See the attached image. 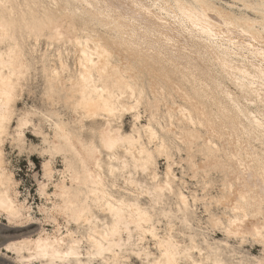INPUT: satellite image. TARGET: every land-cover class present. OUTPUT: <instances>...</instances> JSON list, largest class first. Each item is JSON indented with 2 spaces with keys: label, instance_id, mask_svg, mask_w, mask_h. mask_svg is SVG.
<instances>
[{
  "label": "bare ground",
  "instance_id": "6f19581e",
  "mask_svg": "<svg viewBox=\"0 0 264 264\" xmlns=\"http://www.w3.org/2000/svg\"><path fill=\"white\" fill-rule=\"evenodd\" d=\"M216 1L4 0L8 7H0V25L11 39L0 43V71L7 75L11 52V62L27 75L19 81V98L0 133V217L16 227H40L37 237L11 241L0 254H14L16 264H129L140 253L147 261L158 249L150 232L136 239L141 234L132 219L136 208L128 213L132 244L128 230L105 235L116 223L107 203L116 207L123 201L147 213L150 224L143 228L171 238L181 264H237L260 257L244 248L253 243L264 252V245L253 240L254 230L264 224V0H234L248 11L260 8L258 18ZM38 76L44 107L19 109ZM81 101L91 115L77 107ZM106 102L120 107L118 120L102 110ZM8 107L5 102L3 110ZM110 119L119 136L131 137L111 153L101 143V129ZM30 127L43 147L28 146ZM8 143L19 154L40 152L43 158L39 194L51 207L42 205L39 211L54 224L52 234L32 216L28 201L20 200L8 168ZM57 158L62 170L55 167ZM185 177L201 178L202 193L190 190ZM68 204L77 212L88 209L80 223L78 216L69 219ZM198 204L205 221L197 216ZM245 214L247 219L234 226L239 235L216 224ZM215 230L226 239L210 238ZM121 240L123 245L116 246ZM38 241H51L61 253L76 244L79 260L76 255L46 259L37 251ZM97 242L112 250L97 255Z\"/></svg>",
  "mask_w": 264,
  "mask_h": 264
},
{
  "label": "snow or ice",
  "instance_id": "6c2138e0",
  "mask_svg": "<svg viewBox=\"0 0 264 264\" xmlns=\"http://www.w3.org/2000/svg\"><path fill=\"white\" fill-rule=\"evenodd\" d=\"M0 7L7 8L8 5L4 3V0H0ZM0 33H4V35H0V43H4L7 40H10L11 37L7 35V30L0 25ZM3 57L0 56V60H2ZM83 66V65H82ZM17 67H19V70L17 71ZM0 68H3V65L0 64ZM27 75L26 70L22 65L17 66L13 62H11V52H9V64H8V73L5 75L3 71H0V133L4 130V125L7 123V121L11 117V105L14 100L19 98V94L17 89L19 88V81H22L23 78ZM84 77H81L83 79ZM102 91V89H101ZM129 92H132V89H128ZM132 100L136 103V96L135 93L132 92ZM5 102L8 107V111L5 112L3 110V106L5 105ZM78 108L83 107L86 112H89V109L85 105L83 101L79 105H77ZM103 111H106L109 118L115 117L117 120L119 119V113H120V107L115 104H109L105 103ZM123 111H128V108H124ZM131 111L135 113L136 107L135 104L131 107ZM89 115L91 113L89 112ZM136 119H139L137 116ZM21 124L25 123V117L23 114H21L20 117ZM57 128H60V125L57 124ZM153 135H155L153 133ZM126 140H131V137L125 138L122 136H119L112 128V121L109 120V124L104 126L101 129V143L103 145V148L107 149L110 153L113 152L117 146L121 143L126 142ZM143 154V153H142ZM112 158L111 156L109 157ZM127 166V165H126ZM97 168L100 167L99 163L96 165ZM96 181H98L99 186H102L103 181L100 179V177L95 178ZM96 185H94L95 189ZM93 194H95V191H93ZM110 199V198H109ZM243 199V197H241ZM66 204H67V198H66ZM108 209H110L113 213V218L116 221L112 225V227L105 233L106 236L109 238L115 237L119 235L122 231L128 230V242L129 244H132L133 241V233L131 231L132 223L128 222V213L131 212L132 208H136L135 213H132V219L135 221V227L136 230L141 233L136 239L138 241H142L144 238L145 233H151L152 239L156 241V248L158 249L156 256H152L150 253L148 254L149 258L147 261L144 259V253H140V259L138 262H135V264H181V261L178 259V252L176 245L171 240L170 237L164 236L160 237L157 236L155 233V230L152 228L145 229L142 227L144 224H150L149 217L147 216V213L141 210L137 205L132 204L128 205L125 204L123 201H119L118 205L114 207L111 203H107ZM68 208H71L73 210V214L69 216V219L77 218L76 222L80 223V218L85 217L86 213L88 212V209H84L83 211H76V205L74 204H68L67 207L64 209V211H68ZM8 211H12V209H7ZM127 210V211H126ZM236 211H239L237 208ZM244 219H247V215L243 218L230 217L227 219L223 225L220 224V221L217 220L216 224L220 227H222L223 230L227 231L229 235H239V231L234 229V226L240 225ZM93 221L91 219L87 220L86 223L91 224ZM91 238V237H89ZM253 240L260 243L261 245H264V224L257 227L254 230ZM62 243V240L59 241ZM123 241H120L119 245L116 246H122ZM98 252L97 255H103L105 251H111L112 245L105 246L101 242H97ZM37 251L43 255L46 259L49 258V255L53 259L56 257H70L73 255L77 256V260H79L78 253L76 252V244L72 245V250H69L67 252L61 253L57 251L54 247H52V242H44V241H38L37 242ZM115 255H118L117 253H113ZM137 253H133V255H136ZM202 255V253H201ZM105 264H109V262L105 261ZM219 264V262H218ZM237 264H264V252L261 253L260 257L258 259L252 258L250 260H241L237 262Z\"/></svg>",
  "mask_w": 264,
  "mask_h": 264
},
{
  "label": "rangeland",
  "instance_id": "374dc122",
  "mask_svg": "<svg viewBox=\"0 0 264 264\" xmlns=\"http://www.w3.org/2000/svg\"><path fill=\"white\" fill-rule=\"evenodd\" d=\"M218 4H221L223 6H227V4L234 5V11L236 13L243 12L246 13L248 16L252 18H258L260 17L261 9L258 7H255L253 11H248L244 8L243 4H240V2H236L234 0H217ZM34 75V73H33ZM37 82V83H36ZM230 87L232 85L228 84ZM233 90L235 88L231 87ZM42 80L41 77L38 76L37 79L33 78L32 81L29 83L28 88L24 91L22 100L19 102L18 106L19 109L29 110L32 111L34 108L41 109L44 107V103L42 101ZM68 118V116H67ZM34 121L36 124L39 123L38 118H34ZM125 130L126 132H130L131 130V119L129 116L125 119ZM45 131L48 133H52V131L49 130V127H45ZM27 135V142L28 146L32 144L35 147L41 148L44 146L42 139L37 137L34 134V130L32 127L26 130ZM6 153H7V159H8V168L14 173L15 178L18 182V191L20 192V200L28 201V205L32 208V216L36 219H39L42 221V226L46 230H48L49 233L54 232V224L52 223H46L45 222V216H43L40 211L39 207L42 205H46L48 207H51V204H48V202L43 199L39 194V183L43 181V170H42V164H43V158L40 156V152H33L28 153L24 152L22 154H19V151L15 148H12L11 144L8 143L6 145ZM28 154V155H27ZM55 167L58 170L63 169V162L61 158L56 159ZM166 168L165 160H160V170L164 171ZM176 174L178 177H182L181 169H176ZM219 177L218 175H214L213 178ZM58 179V177L56 178ZM188 182V188L190 190H196L201 194L199 185L201 184V178L190 179V177L184 178ZM53 185H50V192H53ZM215 194V190L213 191ZM143 202H148L147 199H143ZM197 216L205 221L207 219V216H205V212L203 207L198 204L197 206ZM59 222L62 226L65 225V221L63 218H58ZM166 219H163L162 226L164 228ZM177 228H180V222L177 221ZM40 225H23L20 227H16V225H10L8 220L5 216L0 217V253L4 252L3 246L9 242L17 241L21 239L22 237L26 236H34L37 237L38 230ZM210 238H214L216 240H224L226 239L223 233H221L218 230L209 232ZM153 247V245H152ZM244 251L246 254H252L254 256H260L261 254V248H259L257 245L250 243L245 248ZM6 253V252H4ZM8 257H4V255L0 254V264H16L14 263V258L16 257L14 254H8ZM139 259L132 258L129 264H135V262H138ZM29 264V263H26ZM31 264H40L39 262H32Z\"/></svg>",
  "mask_w": 264,
  "mask_h": 264
}]
</instances>
